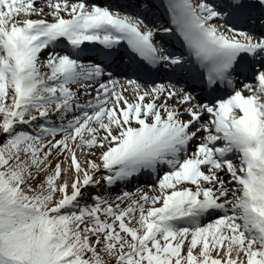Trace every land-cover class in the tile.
I'll use <instances>...</instances> for the list:
<instances>
[{
  "label": "snow or ice",
  "instance_id": "6c2138e0",
  "mask_svg": "<svg viewBox=\"0 0 264 264\" xmlns=\"http://www.w3.org/2000/svg\"><path fill=\"white\" fill-rule=\"evenodd\" d=\"M0 264H264V0H0Z\"/></svg>",
  "mask_w": 264,
  "mask_h": 264
}]
</instances>
